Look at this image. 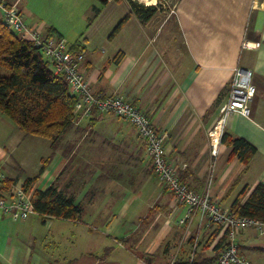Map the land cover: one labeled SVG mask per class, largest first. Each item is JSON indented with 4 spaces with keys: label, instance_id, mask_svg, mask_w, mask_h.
I'll list each match as a JSON object with an SVG mask.
<instances>
[{
    "label": "crops",
    "instance_id": "0c3cea01",
    "mask_svg": "<svg viewBox=\"0 0 264 264\" xmlns=\"http://www.w3.org/2000/svg\"><path fill=\"white\" fill-rule=\"evenodd\" d=\"M9 1L28 26L83 53L80 70L94 94L123 96L166 132L167 159L191 188L230 210L264 184V0H138L154 2L153 15L142 22L131 13L117 28L127 0ZM236 65L252 70L256 93L250 117L229 113L221 132L255 147L246 165L220 137L212 154L208 136ZM73 114L53 147L0 113L4 186L31 178L32 194L54 182L82 206L73 220L0 214V264H166L216 255L223 231L198 213L188 218L151 170L132 124L113 113ZM235 240L241 254L264 264V234L251 226Z\"/></svg>",
    "mask_w": 264,
    "mask_h": 264
},
{
    "label": "built area",
    "instance_id": "2783aa9c",
    "mask_svg": "<svg viewBox=\"0 0 264 264\" xmlns=\"http://www.w3.org/2000/svg\"><path fill=\"white\" fill-rule=\"evenodd\" d=\"M0 19L19 37L40 48L52 70L64 75L70 91L77 96L74 110L80 111L82 115L113 113L136 128L148 151L151 170L163 187L172 193L174 199L188 207V218L198 213L200 221L206 226H219L223 233L225 232L223 248L211 264H257L240 253L235 237L237 232L251 226L258 234H264V221L233 214L230 210L221 208L208 191L195 190L181 180L175 167L167 159L166 132L157 129L144 111L123 96L94 94L80 70L82 52L70 50L65 40L54 34L47 35L28 26L19 7L9 0H0ZM251 79L252 70L249 67H233L229 88L217 107L218 117L208 130L212 154L217 152L222 123L229 113L236 111L247 118L250 117L249 105L256 93ZM262 128L264 130V125ZM214 133L217 134L216 141ZM5 177L0 167V214L16 220H25L29 214L35 212L32 194L18 181L4 186Z\"/></svg>",
    "mask_w": 264,
    "mask_h": 264
},
{
    "label": "trees",
    "instance_id": "16d2710c",
    "mask_svg": "<svg viewBox=\"0 0 264 264\" xmlns=\"http://www.w3.org/2000/svg\"><path fill=\"white\" fill-rule=\"evenodd\" d=\"M127 1L130 12L122 18L116 28L131 13L144 22L156 10L154 2L145 4L138 0ZM70 50L75 51L72 47ZM119 57L120 55H117L115 60ZM0 68L8 71L7 74L0 72V113L6 115L24 133L50 139L51 146L54 147L73 122L77 96L70 91L64 75L52 70L41 49L19 37L1 19ZM220 141L231 146V154L237 156L245 165L256 151L244 138L233 137L224 130L221 132ZM179 178L182 180L180 176ZM31 181V178L26 179L24 188H28ZM32 197L34 210L40 215L73 220L77 219L82 211V206L75 202L74 196L58 189L54 182L45 189H35ZM230 212L264 221V184L258 183L244 203L241 204L240 199L236 198L231 204ZM224 238L225 232L216 244L215 256L174 261L173 264H211L222 250Z\"/></svg>",
    "mask_w": 264,
    "mask_h": 264
},
{
    "label": "rangeland",
    "instance_id": "374dc122",
    "mask_svg": "<svg viewBox=\"0 0 264 264\" xmlns=\"http://www.w3.org/2000/svg\"><path fill=\"white\" fill-rule=\"evenodd\" d=\"M0 72H2V73H5V74H7V73H8V71H7V70H5L4 68H0Z\"/></svg>",
    "mask_w": 264,
    "mask_h": 264
},
{
    "label": "bare ground",
    "instance_id": "6f19581e",
    "mask_svg": "<svg viewBox=\"0 0 264 264\" xmlns=\"http://www.w3.org/2000/svg\"><path fill=\"white\" fill-rule=\"evenodd\" d=\"M216 139H217V137H216Z\"/></svg>",
    "mask_w": 264,
    "mask_h": 264
}]
</instances>
